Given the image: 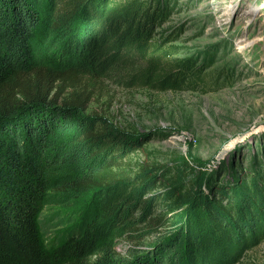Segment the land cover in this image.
Listing matches in <instances>:
<instances>
[{
    "label": "trees",
    "instance_id": "obj_1",
    "mask_svg": "<svg viewBox=\"0 0 264 264\" xmlns=\"http://www.w3.org/2000/svg\"><path fill=\"white\" fill-rule=\"evenodd\" d=\"M168 11L164 0H0V264H238L264 243V173L192 181L139 158L147 136L90 111L106 82L199 87L204 69L156 38ZM80 204L77 224L47 240L43 212Z\"/></svg>",
    "mask_w": 264,
    "mask_h": 264
},
{
    "label": "rangeland",
    "instance_id": "obj_2",
    "mask_svg": "<svg viewBox=\"0 0 264 264\" xmlns=\"http://www.w3.org/2000/svg\"><path fill=\"white\" fill-rule=\"evenodd\" d=\"M164 1L169 11L156 38L171 40L176 58L204 69L199 87L158 92L106 82L90 111L147 136L143 146L151 155L139 158L184 168L192 181L202 174L227 179L240 166L264 173V0ZM82 207H48L42 214L47 240L77 224L75 210ZM127 248L124 241L116 246L122 255ZM238 264H264V243Z\"/></svg>",
    "mask_w": 264,
    "mask_h": 264
},
{
    "label": "bare ground",
    "instance_id": "obj_3",
    "mask_svg": "<svg viewBox=\"0 0 264 264\" xmlns=\"http://www.w3.org/2000/svg\"><path fill=\"white\" fill-rule=\"evenodd\" d=\"M256 11H257V8L252 9L250 13H251L252 15H254V14H256ZM245 46H246V44H245V45H239V48L242 49V48H244Z\"/></svg>",
    "mask_w": 264,
    "mask_h": 264
}]
</instances>
